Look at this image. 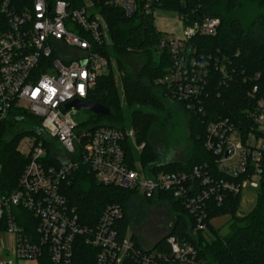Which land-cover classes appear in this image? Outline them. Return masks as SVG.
Instances as JSON below:
<instances>
[{"label":"built area","instance_id":"built-area-1","mask_svg":"<svg viewBox=\"0 0 264 264\" xmlns=\"http://www.w3.org/2000/svg\"><path fill=\"white\" fill-rule=\"evenodd\" d=\"M102 4L119 8L128 17L143 14L155 19L157 10L176 14L183 23V37H161L158 47L168 53L171 66L154 83L161 85L173 101L185 102L187 108L200 105L210 56L199 53L190 40L198 35H215L218 17L166 11L158 0H55L52 4L30 0L21 8L11 0H0V122L13 106L30 111L40 120L44 135L56 143V157L60 159L58 166L46 164L43 140L35 136L19 142L18 151L29 156V162L19 176L18 187L0 194V233L9 234L8 244L0 239V264H39L43 247L54 264H70L77 235L98 249L96 264L157 263L160 252H141L128 237H117L113 225L122 214L118 204L107 205L92 226L79 222L74 207L61 193V184L70 180L80 163L89 165L98 182L136 189L149 197L159 192H170L175 199L185 196L187 204L196 203L193 208L198 210L197 202H204L211 194L220 204L226 191H241L246 179L259 188L258 163L264 141L253 133L243 141L238 130L226 121L210 122L206 127L205 146L217 155L218 169L236 177L251 163L256 172L240 184L213 182L204 173L202 181L211 185L210 190L197 193L194 179L200 177L201 167H194L192 174L157 172L151 176L130 168L122 143L126 138L134 142L132 127L100 125L88 130L78 126L72 117L77 109L66 110L65 105L74 99L86 100L97 78L110 71L103 53L111 41L100 11ZM246 111L257 130L264 131V100H256ZM22 142L26 150L21 149ZM17 207L37 219L34 239L18 226L14 213ZM202 216L197 217L196 229H206ZM166 243L177 264H206L192 244L175 236H168Z\"/></svg>","mask_w":264,"mask_h":264},{"label":"trees","instance_id":"trees-1","mask_svg":"<svg viewBox=\"0 0 264 264\" xmlns=\"http://www.w3.org/2000/svg\"><path fill=\"white\" fill-rule=\"evenodd\" d=\"M11 1L18 8L30 3V0ZM54 1L48 0L50 4ZM158 2L166 11L173 10L179 14L190 12L195 17L214 16L220 21L215 35H198L190 40L199 53L210 56L209 74L200 105L187 108L185 102H176L185 108L189 116V130L193 141L190 156L183 162L167 160L160 162V166L154 165L158 156L148 137L152 126L159 119V113L165 107L163 99L171 100L169 94H165V89L154 81L166 74L171 60L168 53L158 47L161 31L156 28L154 19L149 15L135 14L128 17L119 8L105 4L100 6L111 41L110 45L103 48L110 63V71L97 78L86 100L108 107L110 113L108 116L91 113L85 121L78 122V126H85L88 130L100 125L132 127L134 142L126 138L122 143L125 160L130 168L136 170L137 162L140 163L147 176L157 172L192 174L193 168L197 166L201 167V174L194 179L195 193L210 190L211 185L202 181L204 173H208L213 182L223 180L240 184L251 173L256 172L255 164L248 163L247 171L236 177L221 172L217 166V155L205 146L206 127L210 122L226 121L238 130L243 141L249 133L264 141V131L257 130L246 111L252 109L256 100H264V0ZM126 54L142 57L138 78L132 77L123 65L121 57ZM112 61L119 72L121 93L115 83ZM121 94L130 109L128 122L124 121ZM26 136L43 140L46 149L43 159L46 164H60V159L56 157L58 147L44 135L40 120L30 111L13 106L7 117L0 122V194L10 193L18 187L19 176L29 162V156L21 154L17 146ZM136 146L141 148L138 150ZM261 154L258 163L260 184L255 206L247 213L238 214L241 191H226L220 204L211 194L204 202H197L199 210L193 208L196 203L188 205L185 196L175 199L170 192H159L151 197L144 195L149 203H166L173 212L170 231L149 248L142 247L135 233L128 234V203L137 192L136 189L98 182L89 165L80 163L70 180L62 182L61 193L69 206L74 207L79 222L90 226L97 222L107 205L118 204L122 214L113 225L117 237H128L134 248L141 252H160L162 256L156 259V264H177L172 260L171 249L166 243L168 236H175L179 241L192 244L206 264H264V150ZM225 212L231 215L229 232L224 236L216 234L213 237L205 234L207 228H212L210 219ZM14 213L23 233L34 239L37 219L22 207L15 208ZM198 216L203 217L205 230L196 229ZM97 254L96 247L87 243L84 236L77 235L72 243L70 264H96ZM39 263L54 264L45 247Z\"/></svg>","mask_w":264,"mask_h":264},{"label":"rangeland","instance_id":"rangeland-1","mask_svg":"<svg viewBox=\"0 0 264 264\" xmlns=\"http://www.w3.org/2000/svg\"><path fill=\"white\" fill-rule=\"evenodd\" d=\"M155 26L161 31L162 38L174 35L176 38L183 37V23L173 12L157 10L155 15ZM127 72L134 78L139 77L140 67L143 62L142 57L136 54H126L121 57ZM115 83L121 93L119 72L115 62L112 61ZM163 99V98H162ZM165 107L159 113V119L150 130L149 142L156 150L158 159L186 161L193 150V141L189 130V116L176 101L165 100ZM121 107L124 111V121L129 120V108L121 94ZM92 112L77 109L72 113V117L77 122L85 121ZM8 137V136H7ZM6 137V138H7ZM29 136L23 138L28 140ZM22 150L27 149L23 142L20 145ZM138 149V148H137ZM18 150V146H17ZM139 150V149H138ZM137 169L142 171L140 163L137 162ZM241 204L238 214L251 211L255 206L257 188L253 187L251 181H243L241 188ZM129 226L128 234L135 233L142 247L149 248L160 238L170 231L173 222V212L166 203H149L141 191H137L128 203ZM231 218L230 213H220L210 219L211 229L207 228L205 234L213 237L216 234L224 236L229 232L228 223ZM216 232V233H215ZM9 234L0 233V239L4 244H8ZM33 264V263H32ZM40 264V263H39Z\"/></svg>","mask_w":264,"mask_h":264},{"label":"water","instance_id":"water-1","mask_svg":"<svg viewBox=\"0 0 264 264\" xmlns=\"http://www.w3.org/2000/svg\"><path fill=\"white\" fill-rule=\"evenodd\" d=\"M70 107H74L76 109H83L86 111H90L96 115L99 116H108L110 113V110L108 107L103 106L97 102L90 101V100H79V99H74L70 102H68L65 105V109H69ZM230 153V150L226 152V155ZM166 162V159L160 158L158 161L154 164L155 166H160V162Z\"/></svg>","mask_w":264,"mask_h":264}]
</instances>
